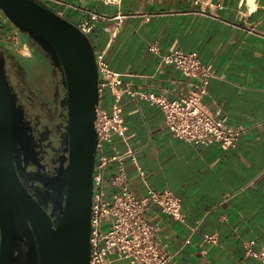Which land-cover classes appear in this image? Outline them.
Returning <instances> with one entry per match:
<instances>
[{"label":"crops","instance_id":"0c3cea01","mask_svg":"<svg viewBox=\"0 0 264 264\" xmlns=\"http://www.w3.org/2000/svg\"><path fill=\"white\" fill-rule=\"evenodd\" d=\"M78 26L87 12L101 18L86 34L94 52L122 75L134 91L168 99L187 93L197 79L172 66L158 67V52L194 51L215 76L207 84L203 104L225 124L241 128L234 148L217 144L195 147L166 128L161 111L138 96L119 99L126 142L112 140L110 152L130 149L143 171L125 163L130 190L168 189L180 199L183 222L152 206L148 219L156 240L172 254L173 264H250L243 243L264 246V0H38ZM148 15V20L144 17ZM0 11V38L15 32ZM108 88L98 105L109 111ZM105 172L102 197L116 190ZM206 234L215 243L203 242ZM112 264H129L113 257Z\"/></svg>","mask_w":264,"mask_h":264},{"label":"water","instance_id":"95a60500","mask_svg":"<svg viewBox=\"0 0 264 264\" xmlns=\"http://www.w3.org/2000/svg\"><path fill=\"white\" fill-rule=\"evenodd\" d=\"M0 11L17 30L19 45L26 35L58 67L64 110L63 153L54 176L40 180L48 188L42 203L20 179L31 143L0 53V264H89L98 102L93 46L38 0H0Z\"/></svg>","mask_w":264,"mask_h":264},{"label":"built area","instance_id":"2783aa9c","mask_svg":"<svg viewBox=\"0 0 264 264\" xmlns=\"http://www.w3.org/2000/svg\"><path fill=\"white\" fill-rule=\"evenodd\" d=\"M95 1L103 4L121 3V0ZM86 14L87 17L77 26L85 35L91 30L92 23L101 18L91 11ZM144 19L148 20V15ZM12 38L15 39L12 45L16 51L22 55L27 54L28 45L24 42L19 45L16 29ZM20 49L27 53L21 52ZM149 50L158 54V67L172 66L184 77L197 79L198 82L190 84L191 89L187 93L172 99L154 92L134 91L124 85L120 73L108 67L102 53H95L98 95L108 88L113 100L109 111L100 108L98 102L95 107L93 125L96 132V151L92 173L89 264H112L113 257L125 259L129 264H173L172 254L155 238L148 211L155 206L173 220H184L180 199L172 191L149 187L142 196L133 194L127 178L126 161L135 165L140 176H143V171L130 149L123 153L110 152L114 137H119L123 142L127 140L126 126L119 105L122 94L138 96L158 108L166 128L173 137L189 142L195 147L217 144L223 149L234 148L242 131L241 128L231 127L215 118L203 104L208 81L215 75L207 69L196 52L176 49L161 54L156 44H152ZM113 164L116 168L111 177V184L116 190L109 199H104V175ZM216 240V235L206 234L203 242L215 243ZM243 247L245 256L252 259L250 264H264V246L256 249L254 241L249 240L243 243Z\"/></svg>","mask_w":264,"mask_h":264},{"label":"flooded vegetation","instance_id":"af4514ba","mask_svg":"<svg viewBox=\"0 0 264 264\" xmlns=\"http://www.w3.org/2000/svg\"><path fill=\"white\" fill-rule=\"evenodd\" d=\"M21 41H25L24 43L28 45L29 58L18 53L12 44L3 41H0V53L17 99L16 104L22 112V119L27 123L31 143V153L26 155V171L20 179L27 191L43 203L48 188L43 186L40 180L54 176L64 148L62 143L64 110L61 105L62 97H58L57 90L58 85H61L60 71L49 61V57L38 44L26 35H21ZM16 70L23 73L24 84L17 83L14 73ZM41 75L47 76L51 92H45V88L37 82V78ZM25 89H27L26 93ZM31 94L36 96V102H33ZM55 117L59 119V123L53 126L51 119ZM20 158L24 164L23 153H20ZM49 209L50 205H48ZM22 250H25L24 244Z\"/></svg>","mask_w":264,"mask_h":264},{"label":"rangeland","instance_id":"374dc122","mask_svg":"<svg viewBox=\"0 0 264 264\" xmlns=\"http://www.w3.org/2000/svg\"><path fill=\"white\" fill-rule=\"evenodd\" d=\"M2 15H3V13H2ZM6 24L9 25L8 27H9V30H10L12 25H10L9 22L8 23L6 22ZM0 25H1V28H4V26H5V24H2V23ZM0 41L12 44L13 41H15V39L12 38V34H8L7 36H2V38H0ZM20 50L23 53H27L24 49H20ZM24 57L29 58L30 55L28 56V53H27V54H25ZM14 73H15V79L17 80V83L20 82V83L24 84L23 77H22L23 73L21 71H19V70H16ZM57 77H58V75H57ZM37 80H38L37 82L45 88V92H49V91L51 92V86L49 84L47 76L41 75L39 78H37ZM57 90H58V97L61 98L63 96L61 85H58ZM26 92H27V89H25V93ZM31 98H32L33 102H36V96L35 95L31 94ZM36 112H38L37 109H36ZM51 120H52L53 126H55V125H57L59 123V119L57 117L52 118Z\"/></svg>","mask_w":264,"mask_h":264},{"label":"trees","instance_id":"16d2710c","mask_svg":"<svg viewBox=\"0 0 264 264\" xmlns=\"http://www.w3.org/2000/svg\"><path fill=\"white\" fill-rule=\"evenodd\" d=\"M25 42V41H24Z\"/></svg>","mask_w":264,"mask_h":264}]
</instances>
